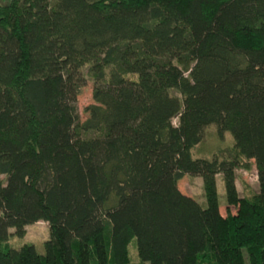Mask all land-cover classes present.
<instances>
[{"label":"trees","instance_id":"trees-1","mask_svg":"<svg viewBox=\"0 0 264 264\" xmlns=\"http://www.w3.org/2000/svg\"><path fill=\"white\" fill-rule=\"evenodd\" d=\"M211 125L232 149L193 158ZM0 264H264V0H0Z\"/></svg>","mask_w":264,"mask_h":264},{"label":"rangeland","instance_id":"rangeland-1","mask_svg":"<svg viewBox=\"0 0 264 264\" xmlns=\"http://www.w3.org/2000/svg\"><path fill=\"white\" fill-rule=\"evenodd\" d=\"M92 83L87 81L82 94L78 98L77 106L81 119L87 118V113L84 108L92 102L91 98ZM177 123V119L173 120ZM233 139L230 133H224L222 138L217 134L216 127L211 125L205 131L203 141L191 149L193 158H212L215 154H221L223 151L231 150ZM249 168L239 167L236 169V186L240 197H251L258 191V182L256 168L253 162H250ZM177 187L185 194L194 198L202 207H206L205 189L203 177L197 175L186 174L181 180L176 183ZM216 193L220 213L226 216L228 213L235 214V207H228L225 186L222 175H217L215 178ZM49 237L48 224L40 221L30 224L26 227L24 237L18 238L11 236L9 244L13 248H19L24 244H33L39 253H43L44 242ZM129 258L132 263H138L139 257L136 249V241L133 239L128 246Z\"/></svg>","mask_w":264,"mask_h":264}]
</instances>
